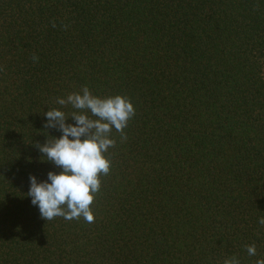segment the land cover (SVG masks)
Listing matches in <instances>:
<instances>
[{
  "label": "trees",
  "instance_id": "16d2710c",
  "mask_svg": "<svg viewBox=\"0 0 264 264\" xmlns=\"http://www.w3.org/2000/svg\"><path fill=\"white\" fill-rule=\"evenodd\" d=\"M0 66V264L264 258V0H0ZM85 85L136 115L126 141L113 130L94 223L47 222L29 176L61 169L35 145Z\"/></svg>",
  "mask_w": 264,
  "mask_h": 264
},
{
  "label": "clouds",
  "instance_id": "9594fccd",
  "mask_svg": "<svg viewBox=\"0 0 264 264\" xmlns=\"http://www.w3.org/2000/svg\"><path fill=\"white\" fill-rule=\"evenodd\" d=\"M50 23L53 28L57 27L55 19ZM60 27L66 31L69 25L62 23ZM31 59L34 63L39 61L36 54ZM3 71L4 67L0 66V72ZM56 103L74 109L70 114L57 108L44 113L45 129H56L62 135L49 137L43 145L35 146L42 154V161L51 162L61 171L48 172L44 182H38L37 177L30 174L27 195L47 222L60 217L66 221L83 218L86 223H94L92 205L101 191L102 177L110 175L109 149L115 148L117 143L112 138L113 130L120 134L121 142L126 141L124 130L136 115V109L127 96H96L86 85L80 92L58 97ZM69 117L75 124L66 123ZM258 223L264 226V217H260ZM244 248L249 257L258 255L255 243L246 244ZM223 264H241V261L233 255ZM255 264H264V258L256 259Z\"/></svg>",
  "mask_w": 264,
  "mask_h": 264
}]
</instances>
